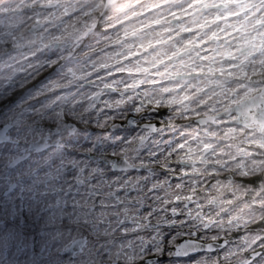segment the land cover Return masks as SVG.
<instances>
[{
  "label": "clouds",
  "instance_id": "obj_1",
  "mask_svg": "<svg viewBox=\"0 0 264 264\" xmlns=\"http://www.w3.org/2000/svg\"><path fill=\"white\" fill-rule=\"evenodd\" d=\"M0 264H264V0H0Z\"/></svg>",
  "mask_w": 264,
  "mask_h": 264
}]
</instances>
